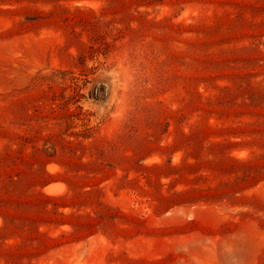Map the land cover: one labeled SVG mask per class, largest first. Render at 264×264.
<instances>
[{
	"label": "rangeland",
	"instance_id": "rangeland-1",
	"mask_svg": "<svg viewBox=\"0 0 264 264\" xmlns=\"http://www.w3.org/2000/svg\"><path fill=\"white\" fill-rule=\"evenodd\" d=\"M0 264H264V0H0Z\"/></svg>",
	"mask_w": 264,
	"mask_h": 264
},
{
	"label": "bare ground",
	"instance_id": "bare-ground-1",
	"mask_svg": "<svg viewBox=\"0 0 264 264\" xmlns=\"http://www.w3.org/2000/svg\"><path fill=\"white\" fill-rule=\"evenodd\" d=\"M52 190V189H51ZM52 192V191H51ZM47 193H49L48 191H47Z\"/></svg>",
	"mask_w": 264,
	"mask_h": 264
}]
</instances>
